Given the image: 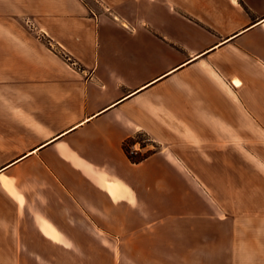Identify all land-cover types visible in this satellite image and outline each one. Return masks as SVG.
<instances>
[{
  "label": "crops",
  "instance_id": "1",
  "mask_svg": "<svg viewBox=\"0 0 264 264\" xmlns=\"http://www.w3.org/2000/svg\"><path fill=\"white\" fill-rule=\"evenodd\" d=\"M260 142L264 0H0V264H264Z\"/></svg>",
  "mask_w": 264,
  "mask_h": 264
},
{
  "label": "rangeland",
  "instance_id": "2",
  "mask_svg": "<svg viewBox=\"0 0 264 264\" xmlns=\"http://www.w3.org/2000/svg\"><path fill=\"white\" fill-rule=\"evenodd\" d=\"M41 32L42 31H37L35 36L39 41L43 42L44 45L47 47V49L50 51L47 44L45 43L46 39L40 38ZM100 35L102 37V33ZM90 51L91 52L97 51V46L94 45ZM102 52H103V47L101 49V53ZM54 54H56L55 51H54ZM57 56L66 64L67 67H70V65H69L70 63L64 57L59 56V55H57ZM70 56L72 57V61H74L76 63V65H77L76 68H79L80 66H79L78 61L72 55H70ZM70 68H75V67H70ZM130 148H131V150L136 149V151L144 152L143 149L142 150L139 149V146L137 144L134 145V148H133V146H131ZM254 150L257 151V154L249 155L247 157V163L252 169L260 171L259 170V169H261L260 166H264V143L260 142V145L257 148H255ZM235 178H234L235 180H237V178H238L237 181H239V174ZM240 182H241V177H240ZM252 182H254V180H249V186H251ZM262 184H263L262 192L264 193V182ZM251 190L252 191L254 190V185H253V187H251ZM228 192L230 194V196H229L230 198H229V202H228L229 217H230V220H228L229 224L224 225L223 222L225 221V219L224 220L222 219L223 218L222 212L224 211V209H222L218 205V206H215L216 211H218L217 215L222 216V217L220 220L216 221V226L222 227V228L223 227H231V228H233V231L237 232V233L239 232L240 228H246L248 226L255 227L256 226V220H254L252 218L255 216L254 215L255 213L262 212V210H260L257 207L256 197L254 196V192H252V194H251L250 190H248V194H247V196H245V193L241 192V189L239 187V182H235L232 185L231 189L228 190ZM222 197L223 196H221L220 198L222 199ZM246 197H247V199H246ZM261 202L264 204V197L260 193L259 198H258V204ZM220 205L223 207L222 202ZM260 206L262 207V205H260ZM246 211L248 212L247 214L249 216V219H247L245 216ZM226 213L228 214V212H226ZM251 216H253V217L250 218Z\"/></svg>",
  "mask_w": 264,
  "mask_h": 264
},
{
  "label": "trees",
  "instance_id": "3",
  "mask_svg": "<svg viewBox=\"0 0 264 264\" xmlns=\"http://www.w3.org/2000/svg\"><path fill=\"white\" fill-rule=\"evenodd\" d=\"M138 145L139 149H143L144 152L133 151L131 150V146ZM123 151L128 158V160L132 164H139L145 159H147L150 155L155 153L158 149V146L149 139V137L145 133H137L134 136L128 138L123 143Z\"/></svg>",
  "mask_w": 264,
  "mask_h": 264
},
{
  "label": "built area",
  "instance_id": "4",
  "mask_svg": "<svg viewBox=\"0 0 264 264\" xmlns=\"http://www.w3.org/2000/svg\"><path fill=\"white\" fill-rule=\"evenodd\" d=\"M40 38L46 39L45 43L47 44V46L51 52L54 53V51H55L56 55L64 57L70 63L69 64L70 67H75V68H71V69H78V68H76V66H77L76 63L74 61H72V57L60 45L55 44L53 42V40L48 35L41 32ZM133 151H136V149H134Z\"/></svg>",
  "mask_w": 264,
  "mask_h": 264
},
{
  "label": "bare ground",
  "instance_id": "5",
  "mask_svg": "<svg viewBox=\"0 0 264 264\" xmlns=\"http://www.w3.org/2000/svg\"><path fill=\"white\" fill-rule=\"evenodd\" d=\"M234 83L237 85L238 84V82L237 81H234Z\"/></svg>",
  "mask_w": 264,
  "mask_h": 264
}]
</instances>
